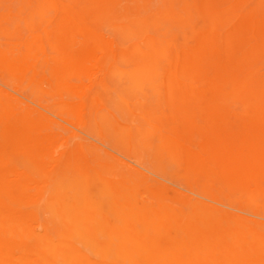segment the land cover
Instances as JSON below:
<instances>
[{"label":"bare ground","instance_id":"bare-ground-1","mask_svg":"<svg viewBox=\"0 0 264 264\" xmlns=\"http://www.w3.org/2000/svg\"><path fill=\"white\" fill-rule=\"evenodd\" d=\"M0 264H264V0H0Z\"/></svg>","mask_w":264,"mask_h":264},{"label":"rangeland","instance_id":"rangeland-1","mask_svg":"<svg viewBox=\"0 0 264 264\" xmlns=\"http://www.w3.org/2000/svg\"><path fill=\"white\" fill-rule=\"evenodd\" d=\"M67 127L73 128V126H67ZM56 128L58 131H60V133H63L65 135L70 134L72 132V130L67 129L66 127H64V125L63 126L60 124L56 125ZM100 152L103 156L107 157L110 161L113 160V161L117 162L119 165L127 164L129 162L132 165V167H136L137 169H140V167L137 164H135L134 162L124 158L122 152H120V151H116L110 147L103 146L102 150H100ZM124 168L131 169L130 167H124ZM171 185H173V184H171ZM169 193H170V195H177V196L180 195V194H177V191H174V190H170Z\"/></svg>","mask_w":264,"mask_h":264}]
</instances>
